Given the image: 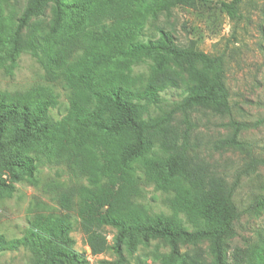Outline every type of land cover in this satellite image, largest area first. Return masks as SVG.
Returning <instances> with one entry per match:
<instances>
[{
  "label": "trees",
  "instance_id": "obj_1",
  "mask_svg": "<svg viewBox=\"0 0 264 264\" xmlns=\"http://www.w3.org/2000/svg\"><path fill=\"white\" fill-rule=\"evenodd\" d=\"M55 18L49 31L35 35L29 31L35 17L44 16L48 0H28L13 26L0 11V68L15 64L21 42L48 71L58 75L70 90L69 106L60 121L48 115L54 103L47 89L25 93L0 92V163L20 169L35 183V158L30 147L49 158H59L87 177L93 189L81 212L83 230L95 247L101 240L98 230L109 226L116 230L113 237L117 259L111 264H124L121 247L133 252L139 240L163 239L178 253L181 242L208 241L211 262L198 264H232L228 262L223 240L234 234V222L240 217L233 200L237 181L226 187L219 180L187 185L189 163L188 141L173 137L166 148L170 155L162 164L144 158V179L156 189L170 193L168 204L173 219L164 216H139L131 212L133 197L140 194V178L134 176L132 163L152 147L151 134H165L168 113L153 116L151 107L159 106L165 84L146 83L143 75L133 74L132 60L141 56L159 55L176 63H189V75L194 83L186 87V96L179 108L206 106L218 100V110L229 112L228 90L225 84V61L222 55H209L193 48L177 45L169 32L160 29L155 39L137 40V28L130 22L108 27L99 34L79 28V21L59 25L60 7L82 10L80 3L64 4L53 0ZM243 0H230L222 7L231 17H239ZM185 3V0H141L137 5L145 12H156ZM8 20V21H7ZM28 30V35H24ZM61 33V34H60ZM80 43L83 45L80 46ZM73 50H71V48ZM77 49L81 53L74 55ZM201 63L210 72L203 77L194 64ZM230 136L217 140L216 149L243 145L238 139L245 122H231ZM20 149H24L21 151ZM75 168H74V167ZM12 179L18 176L12 173ZM105 179V181H103ZM0 190L11 192L13 186L0 183ZM61 206L69 208V198L62 194ZM264 210V197L258 198L247 211ZM178 213H184L194 226L185 228ZM68 222L61 216H41L20 238L6 239L0 234V252L27 247L40 255L45 264L65 260L80 263V254L69 248ZM62 245L63 248H59Z\"/></svg>",
  "mask_w": 264,
  "mask_h": 264
},
{
  "label": "rangeland",
  "instance_id": "obj_2",
  "mask_svg": "<svg viewBox=\"0 0 264 264\" xmlns=\"http://www.w3.org/2000/svg\"><path fill=\"white\" fill-rule=\"evenodd\" d=\"M64 4L80 3L82 10L60 7L59 25L79 21V28L99 34L102 30L122 22L132 23L138 30L137 40L155 39L158 31L169 32L174 42L209 55H222L225 61V84L230 111L218 110V100L206 106L181 109L186 87L194 80L189 75V63H176L159 55L141 56L132 60L133 74L144 77L146 83L165 84L160 93L159 106L151 107L153 116L168 113L165 134H151L152 147L132 163L131 173L140 178V194L133 197L131 212L139 216H164L173 219L168 204L170 193L156 189L144 179L142 160L155 159L164 163L171 153L166 144L173 137L183 142L186 131L189 163L186 183L194 187L208 181L221 180L226 187L237 181L233 200L240 217L234 222V234L223 240L226 257L232 264H264V210L247 211L258 198L264 197V0H243L239 17L231 18L222 3L230 0H185V3L156 12H145L137 5L141 0H60ZM28 0H0L2 17L13 26ZM53 0H48L44 16L35 17L29 31L36 36L49 31L55 13ZM26 30L24 35H28ZM61 34V33H60ZM83 44L80 43V46ZM74 47L71 48L73 50ZM81 53L77 49L74 55ZM203 77L210 72L201 63L194 64ZM47 89L54 103L48 109L53 121H60L69 106L70 90L62 79L46 70L24 42L19 45L15 64L0 68V92L25 93ZM245 122L247 127L238 133L244 144L216 149L217 140L232 133L231 122ZM23 151L24 149H20ZM28 154L35 158V183L20 169L0 163V183L13 186L8 192L0 190V234L6 239L22 237L41 216H61L70 229L69 248L80 254L81 262L61 261L58 264H111L117 259L113 248L116 230L109 226L98 232L101 240L93 247L83 230L81 212L87 191L93 185L71 164L59 158H49L30 147ZM74 167V166H73ZM75 168V167H74ZM12 173L18 180L12 179ZM105 181V179L103 180ZM62 194L69 198V208L61 206ZM177 219L188 230L194 226L184 213ZM59 248H63L62 245ZM124 264H198L211 262L208 241L181 242L178 253L163 239L139 240L133 252L121 247ZM0 264H45L43 258L27 247L0 252Z\"/></svg>",
  "mask_w": 264,
  "mask_h": 264
}]
</instances>
